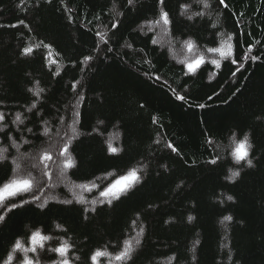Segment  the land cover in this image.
Masks as SVG:
<instances>
[{"label": "trees", "instance_id": "obj_1", "mask_svg": "<svg viewBox=\"0 0 264 264\" xmlns=\"http://www.w3.org/2000/svg\"><path fill=\"white\" fill-rule=\"evenodd\" d=\"M23 3L0 0V185L32 178L33 191L0 205V264L9 254L22 264L12 246L28 245L36 230L53 237L38 249L40 264L58 261L49 249L63 241L72 245L71 264H91L95 250L116 254L129 239L131 260L113 255L101 264H264V0H224L227 8L219 0ZM24 47L34 52L24 56ZM180 56L205 62L188 73ZM29 89L43 91L37 98ZM17 112L23 124L12 123ZM244 136L251 167L230 155V139ZM45 152L51 161H41ZM132 169L140 181L101 204L93 186ZM44 171L58 188L8 212L33 194L41 199L51 185Z\"/></svg>", "mask_w": 264, "mask_h": 264}, {"label": "snow or ice", "instance_id": "obj_2", "mask_svg": "<svg viewBox=\"0 0 264 264\" xmlns=\"http://www.w3.org/2000/svg\"><path fill=\"white\" fill-rule=\"evenodd\" d=\"M38 2H39V0H37V3ZM46 2L51 3L52 0H46ZM159 2L161 4H163L164 0H159ZM219 3L221 5H224L225 8L228 7L224 3V0H219ZM127 4L132 5L133 0H127ZM20 6L21 7L24 6L23 0H21ZM203 6H204V8L210 7V5L208 3H204ZM183 7L187 8L188 6L183 5ZM196 15L197 16H203L204 13L201 11H197ZM189 19H191V17H189ZM161 20L163 21V23L165 25H169L171 23V21L169 19V14L167 11L161 13ZM160 22H161L160 20L156 21L157 24H159ZM23 24H24V20H20L18 22V24L7 25V27H18L19 25H23ZM5 26L6 25H0V27H5ZM116 26H117L116 24L112 25L113 28H115ZM25 27H27V25H25ZM98 35H99V33H98ZM105 43H107V41H105ZM153 43H154V41H153ZM45 47H50V45H45ZM192 47H193V44L191 42H189L188 48L190 51H191ZM109 51H111V49H109ZM208 51L214 52V51H218V49L210 48V49H208ZM33 52H34V49L32 47H24L22 49L21 54L24 56H27V55L32 54ZM85 59L91 60L92 57L88 56V57H85ZM244 59L247 60L248 57L245 55ZM251 59L253 61H255L257 59V57L253 56V57H251ZM204 62H205L204 57L201 56L198 59H196L194 62L189 63L187 65L188 73H193V74L196 73V71L200 68V66L202 64H204ZM233 62H235V61H233ZM212 63H215L218 65V61H212ZM237 71H239V69H237ZM233 75H235V73H233ZM156 78L159 79V77H156ZM73 89H75V85H73ZM29 91L33 92V95L35 97L39 98L40 92L43 91V89H41L40 91H33L32 89H29ZM178 98L184 99L183 96L178 97ZM141 107H143V105H141ZM200 107H203V105H200ZM36 108H37V103L33 102L31 107L28 109V111L32 112V110L36 109ZM21 117H22V114L17 112L15 115V120L12 121V123L23 124L24 121L22 120ZM5 118H6L5 112L0 111V122H4ZM153 122H155V120ZM5 127H7V125H5ZM2 131H3V129H0V132H2ZM27 131L30 133V132H32V129L28 128ZM47 131H50V129L46 130V132ZM5 138L9 139V140L12 139V137H10L7 133H5ZM23 143H29V141L25 140V141H23ZM12 147H16L17 150L19 149V145H16L15 143L12 144ZM70 147H71L70 142L65 143L63 148L60 150L59 155L61 157H67ZM168 147L171 148L172 151H174V152L177 151L176 148L173 147L171 143L168 144ZM251 147L252 146L249 144L247 136H244V138L242 140L235 142V147L232 150V155L235 157V161L237 164H239L240 162H246L248 167L253 166V160L251 158H249ZM4 151H7V149H4ZM110 151L112 153H116L117 148L110 146ZM52 159H53V156L49 152H45L44 155L41 157L42 162L51 161ZM218 159H219V157L214 158L210 161V163L216 164ZM65 166L68 168H72L75 165L71 159H66ZM44 167H45V169H47L48 164L45 163ZM43 176L47 177L48 180H51V178H52V174L49 171H44ZM239 176H240V172L238 170L232 171L229 179L232 180L233 178H237ZM140 179L141 178L138 174V171L136 169H132L123 175L117 176L114 179H109L104 184L102 189H101V185H99V184L94 185L93 188L98 189L99 190V196L104 198L100 201V203L101 204L107 203L109 206H111L113 201L120 200L122 196H124L128 193L130 187L137 184L140 181ZM42 190H43V188L41 187V192H42ZM91 190L92 189H89V191H91ZM32 191H33V179L32 178L16 179V180H12V181L7 182V183H3L2 185H0V205H3V203L5 201L12 200L13 198H15L16 196H18L21 193H27V192H32ZM227 199L229 201H231L233 199V197L229 195L227 197ZM38 200H40V195L33 194L31 201L23 200L19 204L11 203L9 206H7L6 210L8 212H11L13 209L23 207L24 204L34 202V201H38ZM62 202L68 203V204L72 203L71 200H66V201H62ZM81 202H83V201H81ZM92 203L95 204L96 201L93 200ZM84 211L87 212V211H89V209L86 208V209H84ZM91 211L95 212L96 209L93 207L91 209ZM4 219H5V216L0 215V221H3ZM188 219L191 220L192 217H189ZM225 219L230 221V220H232V217L227 216V217H225ZM132 223H133V225H135L136 222L133 221ZM140 232L142 233L143 229H141ZM52 238H53L52 236L45 235L42 233V231L36 230V231L31 232L30 236L28 237V240H29L28 245H25L20 239H17L12 246L13 251L14 252H22L24 254L22 264H40V261L38 259V256H39L38 249H41V250L44 249L45 243L47 241L52 240ZM140 242L141 241L139 239L136 240L137 245H139ZM124 243H125V246L122 247L121 250L116 254L110 253L104 249L95 250L90 256L91 264H101V259H109L110 260V258L113 255H114V259L118 262L131 260L132 252L134 251L133 246H132V240L131 239L126 240ZM71 250H72V245L69 244L67 241H63L59 244V246L49 249V251L55 252L60 257V259L58 261H56V260L52 261V264H71V261L69 259V252ZM29 253H32L33 257H30L28 255ZM14 258L15 257L12 254H9L7 256L5 264H12ZM77 259H78V257H77Z\"/></svg>", "mask_w": 264, "mask_h": 264}, {"label": "rangeland", "instance_id": "obj_3", "mask_svg": "<svg viewBox=\"0 0 264 264\" xmlns=\"http://www.w3.org/2000/svg\"><path fill=\"white\" fill-rule=\"evenodd\" d=\"M150 28H152V29H154V27H150ZM161 43L163 44V45H165L166 44V39H165V37L164 36H162L161 38ZM168 44V43H167ZM169 45V44H168ZM182 52V51H181ZM180 54H183L182 56H184L186 53L185 52H183V53H180ZM182 56H180L181 58H182ZM183 58H185V57H183ZM182 58V59H183ZM199 58V57H198ZM198 58H196V59H198ZM191 59H193V60H191ZM196 59H194V57H191V58H189V59H187V63H185V59H183V62L185 63V65H188L189 63H192V62H194ZM237 141H239L237 138H232V139H230V143L229 144H231V146H230V155L233 157V158H235L233 155H232V150L234 149V147H235V142H237ZM27 156H21V161H22V163H21V166H23V160L25 161V160H27ZM22 169V168H21ZM54 176H56V174H54ZM60 178H61V180H63V178H62V176L60 175L59 176ZM16 179H22V177L20 178L19 176H14L10 181H12V180H16ZM26 179V178H25ZM58 180V179H57ZM9 181V182H10ZM61 182V181H60ZM49 184H51L49 187H47V189L46 190H43L44 192H43V194H42V197H41V199H40V201H44V200H47L48 199V197H49V191L48 190H53V188H55V187H57L58 188V185H59V183H53L52 182V179L48 182ZM56 184V185H55Z\"/></svg>", "mask_w": 264, "mask_h": 264}]
</instances>
